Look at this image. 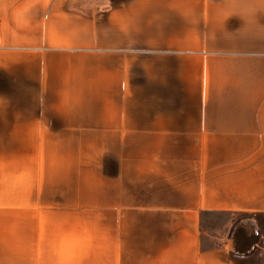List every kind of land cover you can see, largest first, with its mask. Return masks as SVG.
Returning <instances> with one entry per match:
<instances>
[{
  "label": "crops",
  "instance_id": "1",
  "mask_svg": "<svg viewBox=\"0 0 264 264\" xmlns=\"http://www.w3.org/2000/svg\"><path fill=\"white\" fill-rule=\"evenodd\" d=\"M5 7L6 131L21 129L29 164L70 182L76 207L101 211L104 264H264V34L252 10L235 0ZM255 19L264 28V12ZM21 196L0 206L3 262L30 260V213L44 210ZM213 214L235 216L223 236L203 225ZM241 216L261 233L246 253L232 236Z\"/></svg>",
  "mask_w": 264,
  "mask_h": 264
},
{
  "label": "rangeland",
  "instance_id": "2",
  "mask_svg": "<svg viewBox=\"0 0 264 264\" xmlns=\"http://www.w3.org/2000/svg\"><path fill=\"white\" fill-rule=\"evenodd\" d=\"M4 114L0 112V206L21 204L24 193V200L27 199L30 206L40 205L44 210L30 213V260H0V264H104L101 211L76 207L78 197L69 194L70 182L54 180L53 166L41 165L40 169L37 164H29L34 158H28L29 150L21 147V129L8 134ZM2 216L5 213L1 212ZM231 217L235 216L213 214L205 218L203 225L205 229L223 236L226 233L223 224ZM38 218L41 222L39 228L33 224ZM232 232L239 252L253 251L260 241L258 222L249 216L237 217ZM5 250L0 245V256L5 254ZM37 256L40 260H36Z\"/></svg>",
  "mask_w": 264,
  "mask_h": 264
},
{
  "label": "clouds",
  "instance_id": "3",
  "mask_svg": "<svg viewBox=\"0 0 264 264\" xmlns=\"http://www.w3.org/2000/svg\"><path fill=\"white\" fill-rule=\"evenodd\" d=\"M238 7L246 8L252 10L253 19L255 22L256 29L259 33L264 34V28H260L256 22V14L258 12H264V0H235ZM7 0H0V12L11 11L10 8L6 9Z\"/></svg>",
  "mask_w": 264,
  "mask_h": 264
}]
</instances>
